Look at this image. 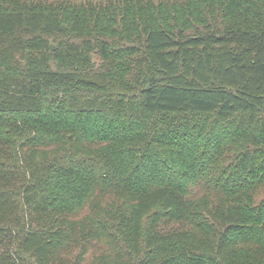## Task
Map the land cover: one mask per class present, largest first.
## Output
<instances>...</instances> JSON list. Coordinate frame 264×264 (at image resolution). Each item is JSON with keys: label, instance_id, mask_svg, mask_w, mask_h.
Segmentation results:
<instances>
[{"label": "trees", "instance_id": "obj_1", "mask_svg": "<svg viewBox=\"0 0 264 264\" xmlns=\"http://www.w3.org/2000/svg\"><path fill=\"white\" fill-rule=\"evenodd\" d=\"M0 264H264V0H0Z\"/></svg>", "mask_w": 264, "mask_h": 264}, {"label": "water", "instance_id": "obj_2", "mask_svg": "<svg viewBox=\"0 0 264 264\" xmlns=\"http://www.w3.org/2000/svg\"><path fill=\"white\" fill-rule=\"evenodd\" d=\"M51 48H52V49H54V48H55V46L51 44Z\"/></svg>", "mask_w": 264, "mask_h": 264}, {"label": "rangeland", "instance_id": "obj_3", "mask_svg": "<svg viewBox=\"0 0 264 264\" xmlns=\"http://www.w3.org/2000/svg\"><path fill=\"white\" fill-rule=\"evenodd\" d=\"M53 45V44H52Z\"/></svg>", "mask_w": 264, "mask_h": 264}]
</instances>
